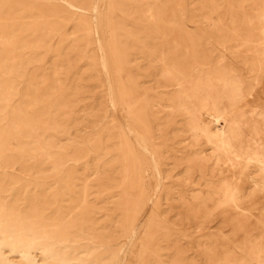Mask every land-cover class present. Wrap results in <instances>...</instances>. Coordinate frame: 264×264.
Segmentation results:
<instances>
[{
	"label": "rangeland",
	"instance_id": "1",
	"mask_svg": "<svg viewBox=\"0 0 264 264\" xmlns=\"http://www.w3.org/2000/svg\"><path fill=\"white\" fill-rule=\"evenodd\" d=\"M223 66L264 116V0H0V264H264V156L189 101Z\"/></svg>",
	"mask_w": 264,
	"mask_h": 264
},
{
	"label": "crops",
	"instance_id": "2",
	"mask_svg": "<svg viewBox=\"0 0 264 264\" xmlns=\"http://www.w3.org/2000/svg\"><path fill=\"white\" fill-rule=\"evenodd\" d=\"M194 85L195 99L203 106L204 111H213L219 106L220 91L223 92V97L228 98L237 87L242 90L236 73L225 66L197 76ZM263 123L264 116L251 109L246 108L234 115L224 125L226 143L230 151L242 159L264 156Z\"/></svg>",
	"mask_w": 264,
	"mask_h": 264
},
{
	"label": "bare ground",
	"instance_id": "3",
	"mask_svg": "<svg viewBox=\"0 0 264 264\" xmlns=\"http://www.w3.org/2000/svg\"><path fill=\"white\" fill-rule=\"evenodd\" d=\"M89 6H91V5H89ZM97 36V35H96ZM96 44H98V43H96ZM99 46H100V43H99ZM99 50V49H98ZM102 50V49H101ZM100 51V50H99ZM99 51H98V53H99ZM103 51V50H102ZM101 52V51H100ZM103 53V52H102ZM101 58V57H100ZM101 63V62H100ZM102 64H103V68H104V70L105 71H107L106 70V62H105V58L102 56ZM101 67H102V65H101ZM103 70V69H102ZM215 69L214 68H209V69H202V70H200V71H198L196 74H195V76L191 79V81H190V83H189V85H190V87H188L189 88V92H188V96H189V98H190V102H192V105H193V109L196 111H199L202 115H204V117H206V118H208V120L209 121H211L212 123H214V124H217V123H219V122H222L224 125L225 124H227L231 119H232V117H231V115L236 111V109H237V106L235 105V104H233L232 102H221L220 104H219V106L217 107V108H215V109H213V111H210V110H208V111H204L203 109V106L202 105H200L199 104V102L198 101H196V99H195V85H194V82H195V79L197 78V76H199V75H201V74H203V73H206V72H210V71H214ZM106 75V74H105ZM108 76V75H107ZM205 78V77H204ZM187 87V86H186ZM184 93V92H183ZM185 94V93H184ZM121 95V94H120ZM245 96V95H244ZM110 97V96H109ZM186 97V96H185ZM188 98V99H189ZM111 99H112V97H111ZM242 99V98H241ZM112 101V100H111ZM112 103V102H111ZM213 103V102H212ZM191 105V106H192ZM190 106V105H189ZM193 109H191V111L193 110ZM195 111H193V112H195ZM203 118V117H202ZM203 124H204V122H203ZM196 125H198V124H196ZM205 125V124H204ZM210 126V125H209ZM194 128V127H193ZM196 129H198V128H196ZM199 130V129H198ZM218 130V129H217ZM221 130V133H220V135H222L221 136V139H222V143H223V145H224V147L226 146V143H225V137H224V126H223V128H221L220 129ZM201 131V130H200ZM199 132V131H198ZM202 132V131H201ZM204 132V131H203ZM217 132V131H216ZM19 133V132H18ZM16 134V133H15ZM198 134V133H197ZM194 135V134H193ZM204 135V134H203ZM211 135V134H210ZM217 137V136H216ZM215 137V138H216ZM218 138V137H217ZM130 140V139H129ZM121 141V140H120ZM209 141V140H208ZM20 142V141H19ZM218 143V142H217ZM221 143V142H220ZM20 147V146H19ZM106 147V146H105ZM222 147V146H221ZM17 148V147H16ZM9 149V148H8ZM22 149V148H21ZM106 149H107V147H106ZM222 149H223V147H222ZM7 150V149H6ZM143 151V150H142ZM130 152V151H129ZM148 152V151H147ZM125 153V152H124ZM131 154V153H130ZM129 154V155H130ZM131 156V155H130ZM225 156V155H224ZM124 157V156H123ZM125 158V157H124ZM151 159V158H150ZM125 160V159H124ZM125 162V161H124ZM153 164V163H152ZM233 164V163H232ZM235 164V163H234ZM234 166V165H233ZM153 167V166H152ZM127 172V171H126ZM128 174V173H127ZM140 174V173H139ZM157 175V174H156ZM127 177V176H126ZM140 178H141V176H140ZM110 179V178H109ZM120 179H122V178H120ZM124 179V178H123ZM123 179H122V181H123ZM114 179H112V181H113ZM137 180V179H136ZM106 181V180H105ZM118 181V180H117ZM116 181V182H117ZM114 182H115V180H114ZM140 182H141V180H140ZM107 183V182H106ZM138 185V184H137ZM85 186V185H84ZM157 186V185H156ZM103 188V187H102ZM115 188V187H114ZM156 188H158V187H156ZM104 189V188H103ZM143 189V188H142ZM235 189V188H234ZM228 190V189H227ZM142 191V190H141ZM234 191V190H233ZM146 192V191H145ZM115 193V192H114ZM124 193V192H123ZM134 193V192H133ZM142 193H143V191H142ZM125 194V193H124ZM135 194V193H134ZM229 194V193H228ZM234 194H235V192H234ZM136 195V194H135ZM233 195V194H232ZM141 196V195H140ZM227 196V195H226ZM235 197V196H234ZM233 197V198H234ZM134 198V197H133ZM232 199V198H231ZM143 200V199H142ZM229 200V199H228ZM235 200V199H234ZM140 201V200H139ZM239 202V201H238ZM76 203H77V201H76ZM126 203V202H125ZM135 203V202H134ZM236 203V202H235ZM119 204H121V203H119ZM129 204V203H128ZM133 204V203H132ZM241 204V203H240ZM239 204V206H241ZM140 205H142V204H140ZM144 205V204H143ZM125 206V205H124ZM44 208V207H43ZM138 208V207H137ZM140 208V207H139ZM237 208V207H236ZM239 208H241V207H239ZM133 209V208H132ZM129 210V209H128ZM165 210V209H164ZM35 212V211H34ZM138 212V211H137ZM140 212V211H139ZM128 213V212H127ZM75 214V213H74ZM126 215V214H125ZM74 217H75V215H74ZM127 217V216H126ZM194 217V216H193ZM41 218V217H40ZM71 218V217H70ZM128 218V217H127ZM185 218V217H184ZM191 218V217H190ZM80 219V218H79ZM133 219V218H132ZM186 219V218H185ZM188 219V218H187ZM200 219V218H199ZM34 221H35V219H33ZM124 220V219H123ZM128 220V219H127ZM136 220V219H135ZM29 221V220H28ZM41 221V220H40ZM52 221H54V220H52ZM199 221V220H198ZM197 222V221H196ZM134 223V222H133ZM130 224V223H129ZM161 225V224H160ZM64 226V225H63ZM55 227V226H54ZM138 227H139V225H138ZM19 228V227H18ZM45 229H47V231H48V228H45ZM20 229H18V231H19ZM44 230V229H43ZM54 229H52V231H53ZM134 230H136L137 231V229H134ZM157 230V229H156ZM159 230V229H158ZM55 231H57V229L55 230ZM132 231V230H131ZM127 232V231H126ZM129 232V231H128ZM148 233V232H147ZM17 234H19V232L17 233ZM60 234V233H59ZM63 234V233H62ZM128 234V233H127ZM64 235V234H63ZM58 236V235H57ZM70 238V237H69ZM130 238H131V236H130ZM152 238H154V237H152ZM151 239V238H150ZM43 240V239H42ZM70 240V239H69ZM80 240H82L81 238H80ZM100 240V239H99ZM24 241V240H23ZM104 241H106V240H104ZM151 241V240H150ZM87 242V241H86ZM94 242V241H93ZM101 242H103V241H101ZM128 243H129V241H127ZM104 243V242H103ZM82 244V243H81ZM105 244V243H104ZM160 244V243H159ZM98 245V244H97ZM100 246V245H99ZM102 246V245H101ZM100 246V247H101ZM127 246L129 247V245L127 244ZM138 246V245H137ZM30 249V248H29ZM101 249V248H100ZM129 249V248H128ZM103 250V249H102ZM43 251V250H42ZM101 251V250H100ZM118 251V250H117ZM120 251V250H119ZM111 252H113V251H111ZM94 253V252H93ZM148 253H149V251H148ZM159 253V252H158ZM117 255V254H116ZM153 255V254H152ZM109 256V255H108ZM119 256H117V258H118ZM74 258V257H73ZM92 258V257H91ZM116 258V257H115ZM120 258H121V256H120ZM125 259V258H124ZM152 260V259H151ZM123 261V260H122ZM106 262V261H105ZM115 262V261H114ZM117 262V261H116ZM119 262V261H118ZM117 262V263H118ZM151 262V261H150ZM153 262V261H152ZM160 262V261H159ZM107 264V263H106ZM108 264H110V263H108ZM118 264H121V263H118ZM143 264V263H142ZM152 264V263H151ZM155 264V263H154ZM207 264V263H206Z\"/></svg>",
	"mask_w": 264,
	"mask_h": 264
}]
</instances>
